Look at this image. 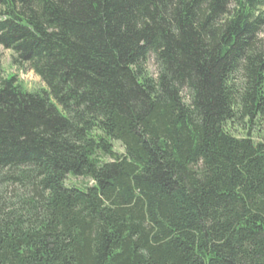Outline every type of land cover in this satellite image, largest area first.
Instances as JSON below:
<instances>
[{"label":"trees","instance_id":"16d2710c","mask_svg":"<svg viewBox=\"0 0 264 264\" xmlns=\"http://www.w3.org/2000/svg\"><path fill=\"white\" fill-rule=\"evenodd\" d=\"M0 47V264H264V0H0Z\"/></svg>","mask_w":264,"mask_h":264},{"label":"rangeland","instance_id":"374dc122","mask_svg":"<svg viewBox=\"0 0 264 264\" xmlns=\"http://www.w3.org/2000/svg\"><path fill=\"white\" fill-rule=\"evenodd\" d=\"M12 58L13 53L11 51L0 47V65L4 76H15L29 92H35L45 87L41 79L31 69L26 66L14 65ZM148 70L152 76H156L157 69L153 61L149 62ZM230 130L235 133L237 137H245L248 133L247 129L245 130L242 126L239 127L235 124L230 126ZM252 135L256 141H264V128L259 130L255 129L252 132ZM115 151L121 154L124 152L121 144L115 143ZM67 185H77L82 187L85 185L90 186L92 185V182L83 178L69 177Z\"/></svg>","mask_w":264,"mask_h":264}]
</instances>
